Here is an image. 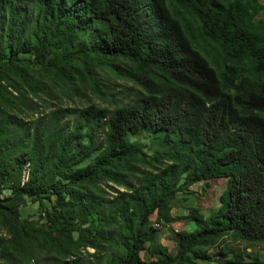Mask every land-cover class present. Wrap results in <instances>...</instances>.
<instances>
[{"label":"trees","instance_id":"obj_1","mask_svg":"<svg viewBox=\"0 0 264 264\" xmlns=\"http://www.w3.org/2000/svg\"><path fill=\"white\" fill-rule=\"evenodd\" d=\"M262 10L259 0H0V80L16 92L0 94V210L24 196L53 200L44 214L59 264H203L217 247L215 264H264L220 249L225 237L264 241ZM21 55L61 73H90L95 62L120 72L125 60L140 90L120 105L112 97L109 111L67 107L27 120L19 112L39 107L29 94L44 99ZM215 178L225 180L217 209L190 208L183 219L194 228L174 232L170 253L155 224L172 222L178 193ZM101 182L124 190L105 197ZM71 187L83 190L62 197ZM43 234L13 246L39 249ZM13 246L0 244V264H40L32 251L17 263Z\"/></svg>","mask_w":264,"mask_h":264},{"label":"rangeland","instance_id":"obj_2","mask_svg":"<svg viewBox=\"0 0 264 264\" xmlns=\"http://www.w3.org/2000/svg\"><path fill=\"white\" fill-rule=\"evenodd\" d=\"M263 5V10L259 13L258 18L264 15V0H259ZM22 60L17 65L25 67L27 71L40 82L37 88L39 98H34L29 94V97L36 102L39 107L31 111H21L19 116L24 119H31L36 115L44 114L50 110L58 108H84L89 105H95L98 107H104L108 111L113 108L111 102L112 97L116 100L118 105L125 103L128 99H132L133 96L140 90L134 80L127 77L123 72L127 70L128 64L125 60H118V71H113L108 65L103 63L91 64L90 73H81L70 70V67L66 68V73H61L53 70L50 67L40 64H33L26 62V56H19ZM94 80L96 86L91 81ZM14 84L11 81L0 80V94L5 99L11 100L13 95H16ZM97 88V90H94ZM7 100V101H8ZM6 101V102H7ZM1 102V99H0ZM15 109V106H13ZM100 136H98V140ZM146 156L152 155V149L147 147L144 149ZM144 169L143 167H140ZM27 172L25 171L22 176V181H26ZM135 177H130L128 183L134 184ZM99 187L104 189L108 195H115L117 191H123L124 188L117 186L113 183L101 182ZM225 188V180L222 178L211 179L207 182L200 181L191 185L186 191L178 193L174 201L172 202L171 215L173 217L170 224L161 226L157 224L159 228V240L163 245L168 247L170 253H174V232L180 230H192L194 228L193 222L186 221L183 217L187 214L190 208H197L203 215H207L210 211H215L219 204V197ZM82 191L81 187H71L67 192L61 194L65 199H71L76 196L75 191ZM3 194H8V190H2ZM3 196V195H1ZM53 200L50 198L40 197H28L24 196L22 202L16 204V208L9 205L6 210H0V244L3 248L9 249L13 246L15 237L24 235L25 233L32 232L33 230L42 228L44 234L42 235L44 242L39 249H34L32 245L21 247V244H16L12 253L16 255V262L20 263L30 256V251L36 253V256L40 264H59V258H61V252L57 247L56 233H54L49 222L46 220L44 209L53 211ZM95 216H90L88 221H94ZM97 226V223L94 224ZM86 226V225H85ZM50 233V235H45ZM76 237V234H73ZM57 237V236H56ZM11 249V248H10ZM220 249H223L229 255L232 253H240L248 260V256H258L261 260H264V241L254 243L250 245L248 242L241 240H233L229 237L223 238L220 243ZM217 248L209 250L211 260L203 264H215L217 257ZM86 253H93L94 250L90 247L81 249ZM53 257H57V261L53 260ZM155 257L159 258L160 255ZM147 260V257L144 258Z\"/></svg>","mask_w":264,"mask_h":264},{"label":"clouds","instance_id":"obj_3","mask_svg":"<svg viewBox=\"0 0 264 264\" xmlns=\"http://www.w3.org/2000/svg\"><path fill=\"white\" fill-rule=\"evenodd\" d=\"M155 225H157V224H155Z\"/></svg>","mask_w":264,"mask_h":264},{"label":"crops","instance_id":"obj_4","mask_svg":"<svg viewBox=\"0 0 264 264\" xmlns=\"http://www.w3.org/2000/svg\"><path fill=\"white\" fill-rule=\"evenodd\" d=\"M201 212V211H200Z\"/></svg>","mask_w":264,"mask_h":264}]
</instances>
